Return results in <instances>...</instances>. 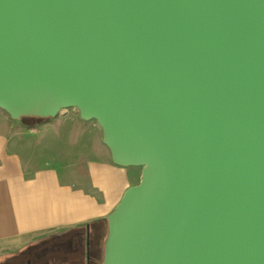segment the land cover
I'll use <instances>...</instances> for the list:
<instances>
[{"label":"water","instance_id":"water-1","mask_svg":"<svg viewBox=\"0 0 264 264\" xmlns=\"http://www.w3.org/2000/svg\"><path fill=\"white\" fill-rule=\"evenodd\" d=\"M69 108L143 167L103 264H264V0H0V109Z\"/></svg>","mask_w":264,"mask_h":264},{"label":"crops","instance_id":"crops-1","mask_svg":"<svg viewBox=\"0 0 264 264\" xmlns=\"http://www.w3.org/2000/svg\"><path fill=\"white\" fill-rule=\"evenodd\" d=\"M84 122L54 117L40 127L29 128L0 109V264L12 258L17 262L18 253L40 235L67 232L79 224L87 228L91 222L107 219L125 191L140 182L142 171L116 165L103 143L102 129L87 128ZM55 128L64 142L87 135L85 152L100 151L99 157L87 161L88 171L72 173L48 157L46 150L55 147L51 142L55 137L47 133ZM38 133L46 136L31 137ZM103 144L107 148L104 157ZM38 152L41 163L35 162Z\"/></svg>","mask_w":264,"mask_h":264},{"label":"rangeland","instance_id":"rangeland-1","mask_svg":"<svg viewBox=\"0 0 264 264\" xmlns=\"http://www.w3.org/2000/svg\"><path fill=\"white\" fill-rule=\"evenodd\" d=\"M64 113V115H63ZM63 115V116H61ZM58 119H62L65 117H68V119L73 118L76 119L77 121H85L83 119H81L80 117V113L79 110L77 108H69V109H65L62 110L61 113L56 116ZM54 119V118H52ZM45 123V122H44ZM84 123L86 124V127H100L97 123L96 120H90V121H85ZM43 124V123H42ZM42 124L38 125L37 127H40ZM48 135H51L53 137H55L54 141L51 142L53 144H55V147L53 149L48 148L46 150V153L48 154V157H53V161L55 163L56 166H59L60 168H62L63 166H65V168L70 169L72 171V173L74 171H88V160L94 156L99 157V155L101 154L100 151H98V149L93 150L91 153H86L85 150H87V144L89 143V138L87 135H84L82 137V135H78V136H74L72 137L69 142L68 139H65V142L63 141V138L61 135H59V129H54L53 132H49L47 133ZM54 134V135H53ZM46 135H44L43 133H38L36 135H32L31 137H33L34 139H39V137L44 138ZM44 140V139H42ZM103 157L107 156V152H106V146L103 144ZM41 152H38L35 154V162L36 163H41L42 159L40 157ZM112 158V157H111ZM69 167V168H68ZM133 168L132 171H137L140 172V170H143V167L140 166H132ZM65 171V170H62ZM71 180L75 181V176H71ZM81 184H82V180H81ZM135 185H137L136 183H134ZM134 186V185H133ZM109 216V215H108ZM107 216V217H108ZM100 223H102V221H99ZM99 222H91V226H93L96 223ZM99 223V224H100ZM78 227H82L81 224H79ZM105 230L101 231L103 232V241L104 243H106L107 238L109 236V222H106L104 224ZM58 231H54L57 234H43L38 236L37 238H35L34 242L30 245L27 246V248L25 249V251L23 252V256L16 262L15 258H12L11 260H6L3 264H58L57 262L55 263L52 259V257L49 254V251H47V249L50 248L49 244H50V240L53 239L51 237H66L67 232H59ZM106 231V232H105ZM53 232V233H54ZM59 232V234H58ZM100 232V233H101ZM85 233H82L81 235H84ZM97 238H99L97 236ZM105 246V244H104ZM106 250V249H105ZM105 250L103 252V256L102 259L105 257ZM69 255H66V254ZM40 254H42V256H40ZM62 256L60 258L63 257V259L60 261V264H65L64 263V259H66V262H69L71 259L73 260L72 255L70 254L69 251H64L61 252ZM82 256V255H81ZM2 264V263H1Z\"/></svg>","mask_w":264,"mask_h":264},{"label":"flooded vegetation","instance_id":"flooded-vegetation-1","mask_svg":"<svg viewBox=\"0 0 264 264\" xmlns=\"http://www.w3.org/2000/svg\"><path fill=\"white\" fill-rule=\"evenodd\" d=\"M92 226L88 225L84 235H81L82 232H73L71 235L66 237H51L49 251L50 256L53 261L60 264V258L62 256L61 252L69 251L73 257L69 262L65 264H103L104 258L102 259V251L99 245L100 231L94 233L92 232ZM23 253H18V260L23 256ZM66 255H69L68 253ZM82 255V256H81ZM42 256V254H40ZM31 264V263H29ZM63 264V263H62Z\"/></svg>","mask_w":264,"mask_h":264},{"label":"trees","instance_id":"trees-1","mask_svg":"<svg viewBox=\"0 0 264 264\" xmlns=\"http://www.w3.org/2000/svg\"><path fill=\"white\" fill-rule=\"evenodd\" d=\"M50 119H51L50 117H48V118H41V117H36V116H27V117H22L21 118V121H22L23 124H25L29 128H36L38 125H40V124H42V123H44V122H46V121H48ZM97 222H99V221H97ZM106 222H108V220L107 219H104L102 221V223L99 222L100 224L99 223L94 224L92 226V228H93L92 229V232L94 230V233L97 234L98 231H100V232L101 231H104L105 230L104 224ZM85 226H86V224L82 225L81 228L80 227H77L76 229L74 228V229L69 230L67 232V235L66 236L71 235L73 232H82V233L85 232L86 231V227ZM103 234L104 233L101 232L100 235H99V245L101 247L102 256H103V252L105 250V246H104L105 243L103 241Z\"/></svg>","mask_w":264,"mask_h":264}]
</instances>
